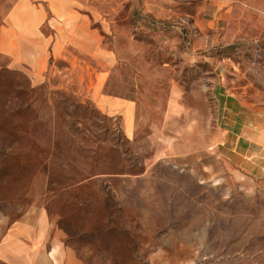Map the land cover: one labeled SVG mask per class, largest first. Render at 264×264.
I'll use <instances>...</instances> for the list:
<instances>
[{
  "label": "rangeland",
  "instance_id": "374dc122",
  "mask_svg": "<svg viewBox=\"0 0 264 264\" xmlns=\"http://www.w3.org/2000/svg\"><path fill=\"white\" fill-rule=\"evenodd\" d=\"M76 1L98 55L0 49V264L26 220L83 264H264V175L227 140L264 148V0Z\"/></svg>",
  "mask_w": 264,
  "mask_h": 264
},
{
  "label": "crops",
  "instance_id": "0c3cea01",
  "mask_svg": "<svg viewBox=\"0 0 264 264\" xmlns=\"http://www.w3.org/2000/svg\"><path fill=\"white\" fill-rule=\"evenodd\" d=\"M44 25L54 33L45 35ZM90 25L87 13L76 0H19L0 33V49L16 63H32L34 72L43 74L50 50L60 55L66 46H73L87 55H98L101 41ZM227 132V140L231 136L236 140L233 147H228L235 164L247 174L263 176L264 148H259L256 141L242 140L247 138H242V127L236 131L235 123ZM38 223L26 220L9 230L2 247L5 252L14 250L15 264H83L62 246L57 236L49 235ZM2 262L5 264L6 259Z\"/></svg>",
  "mask_w": 264,
  "mask_h": 264
}]
</instances>
